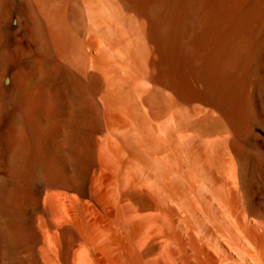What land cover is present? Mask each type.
<instances>
[{
	"label": "bare ground",
	"instance_id": "bare-ground-1",
	"mask_svg": "<svg viewBox=\"0 0 264 264\" xmlns=\"http://www.w3.org/2000/svg\"><path fill=\"white\" fill-rule=\"evenodd\" d=\"M0 264H264V0H0Z\"/></svg>",
	"mask_w": 264,
	"mask_h": 264
}]
</instances>
